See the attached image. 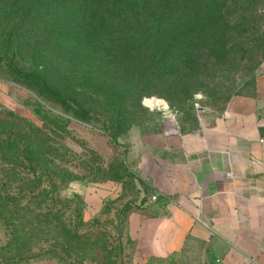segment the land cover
<instances>
[{
  "label": "rangeland",
  "instance_id": "1",
  "mask_svg": "<svg viewBox=\"0 0 264 264\" xmlns=\"http://www.w3.org/2000/svg\"><path fill=\"white\" fill-rule=\"evenodd\" d=\"M218 13L223 18L210 28ZM178 34L189 46L184 60H138L135 48L159 49ZM44 61L64 81L61 88L77 92L88 121L10 68L39 74ZM263 73L264 0H0V106L46 130L59 168L74 176L62 186L64 216L39 243L42 259L27 263L6 252L0 264H215L198 241L165 258L136 259L128 216L142 207L160 212V200L151 201L160 190L142 170L149 161L142 164L132 135L210 122L232 96L253 93ZM83 77L92 81L82 84ZM153 98L166 107L146 102ZM5 165L0 160V182ZM64 227L72 230L70 245ZM6 233L0 219V245Z\"/></svg>",
  "mask_w": 264,
  "mask_h": 264
},
{
  "label": "crops",
  "instance_id": "2",
  "mask_svg": "<svg viewBox=\"0 0 264 264\" xmlns=\"http://www.w3.org/2000/svg\"><path fill=\"white\" fill-rule=\"evenodd\" d=\"M132 143L160 190L151 200H160V212L142 207L128 216L137 260L198 241L215 264H264V73L253 93L232 96L210 122L134 133Z\"/></svg>",
  "mask_w": 264,
  "mask_h": 264
},
{
  "label": "trees",
  "instance_id": "3",
  "mask_svg": "<svg viewBox=\"0 0 264 264\" xmlns=\"http://www.w3.org/2000/svg\"><path fill=\"white\" fill-rule=\"evenodd\" d=\"M217 15L219 16H211L213 18L208 20L210 28L216 17L223 18L222 14ZM197 30L199 33H206L207 26H197L194 31ZM134 51L138 60L142 61L139 58L141 55H150L158 60V65L168 60L169 63L179 58L184 60L189 55V46L185 35L178 34L168 41H163L159 49L143 46L135 48ZM41 65L43 69L37 74L22 72L10 62V68L16 78L36 88L42 96L62 104L74 105L79 112L77 117L88 121L90 113L79 103L77 92L61 88L64 81L57 76V72L51 71L46 61ZM87 78L92 81L91 77H83L82 84ZM35 111L42 117L38 109ZM42 118L47 120L46 116ZM65 126L67 128L68 124ZM50 141L49 133L41 126L0 106V160L7 165L2 169V179L5 181L0 182V219L6 225L8 237L7 242L0 245V258L10 252L22 256V260L27 263L42 259L43 249L39 247V243L46 235L54 232L65 214L63 210L58 209L59 204L67 198L62 195V186L66 187L74 176L67 169L59 168ZM21 166L33 171L34 176L26 177L21 171ZM46 180L49 185L44 187ZM61 235L64 242L70 245L73 240L72 230L64 227Z\"/></svg>",
  "mask_w": 264,
  "mask_h": 264
},
{
  "label": "built area",
  "instance_id": "4",
  "mask_svg": "<svg viewBox=\"0 0 264 264\" xmlns=\"http://www.w3.org/2000/svg\"><path fill=\"white\" fill-rule=\"evenodd\" d=\"M164 131L169 132V133H178L180 131V129H179L178 126H174V127H171V128L170 127H166ZM226 175H227V177H233V173L231 171H228L226 173ZM158 196H159L158 194H153L151 198L154 201V200L158 199Z\"/></svg>",
  "mask_w": 264,
  "mask_h": 264
},
{
  "label": "bare ground",
  "instance_id": "5",
  "mask_svg": "<svg viewBox=\"0 0 264 264\" xmlns=\"http://www.w3.org/2000/svg\"><path fill=\"white\" fill-rule=\"evenodd\" d=\"M149 105H151L152 107L155 106H164L166 107V102L157 98H153V99H149L146 101Z\"/></svg>",
  "mask_w": 264,
  "mask_h": 264
}]
</instances>
